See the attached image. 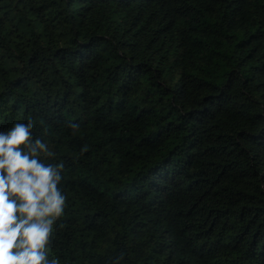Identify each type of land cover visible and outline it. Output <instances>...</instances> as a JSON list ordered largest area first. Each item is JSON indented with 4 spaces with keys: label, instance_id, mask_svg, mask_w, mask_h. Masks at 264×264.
Masks as SVG:
<instances>
[{
    "label": "trees",
    "instance_id": "16d2710c",
    "mask_svg": "<svg viewBox=\"0 0 264 264\" xmlns=\"http://www.w3.org/2000/svg\"><path fill=\"white\" fill-rule=\"evenodd\" d=\"M29 121L50 264H264V0H0V131Z\"/></svg>",
    "mask_w": 264,
    "mask_h": 264
},
{
    "label": "clouds",
    "instance_id": "9594fccd",
    "mask_svg": "<svg viewBox=\"0 0 264 264\" xmlns=\"http://www.w3.org/2000/svg\"><path fill=\"white\" fill-rule=\"evenodd\" d=\"M33 126L29 121L0 131V264H50L45 248L65 208L57 187L64 165L41 161V154L46 159L56 154L33 139Z\"/></svg>",
    "mask_w": 264,
    "mask_h": 264
}]
</instances>
